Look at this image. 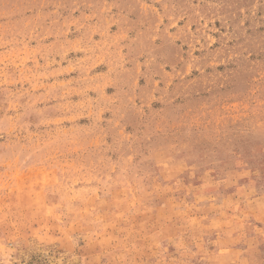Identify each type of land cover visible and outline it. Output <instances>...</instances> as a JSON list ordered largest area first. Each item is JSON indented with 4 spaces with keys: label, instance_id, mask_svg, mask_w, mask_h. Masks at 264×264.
I'll list each match as a JSON object with an SVG mask.
<instances>
[{
    "label": "rangeland",
    "instance_id": "obj_1",
    "mask_svg": "<svg viewBox=\"0 0 264 264\" xmlns=\"http://www.w3.org/2000/svg\"><path fill=\"white\" fill-rule=\"evenodd\" d=\"M0 264H264V0H0Z\"/></svg>",
    "mask_w": 264,
    "mask_h": 264
},
{
    "label": "crops",
    "instance_id": "obj_2",
    "mask_svg": "<svg viewBox=\"0 0 264 264\" xmlns=\"http://www.w3.org/2000/svg\"><path fill=\"white\" fill-rule=\"evenodd\" d=\"M16 6H18V5H16Z\"/></svg>",
    "mask_w": 264,
    "mask_h": 264
}]
</instances>
